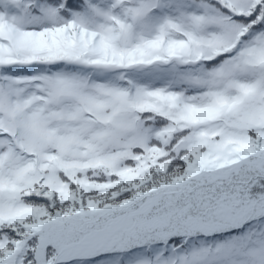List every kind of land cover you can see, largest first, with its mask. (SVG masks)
<instances>
[{
  "label": "snow or ice",
  "instance_id": "6c2138e0",
  "mask_svg": "<svg viewBox=\"0 0 264 264\" xmlns=\"http://www.w3.org/2000/svg\"><path fill=\"white\" fill-rule=\"evenodd\" d=\"M0 264H264V0H0Z\"/></svg>",
  "mask_w": 264,
  "mask_h": 264
}]
</instances>
